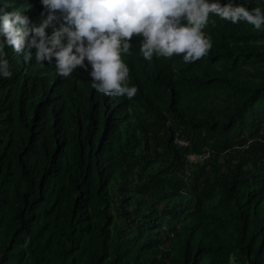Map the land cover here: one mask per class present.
I'll return each mask as SVG.
<instances>
[{
  "label": "trees",
  "instance_id": "1",
  "mask_svg": "<svg viewBox=\"0 0 264 264\" xmlns=\"http://www.w3.org/2000/svg\"><path fill=\"white\" fill-rule=\"evenodd\" d=\"M4 3L41 21V0ZM203 31L212 48L193 63L149 62L133 37L131 100L92 88L91 65L64 78L35 48L31 62L5 49L0 264H264V29L210 14ZM204 148L224 169L188 163Z\"/></svg>",
  "mask_w": 264,
  "mask_h": 264
},
{
  "label": "clouds",
  "instance_id": "2",
  "mask_svg": "<svg viewBox=\"0 0 264 264\" xmlns=\"http://www.w3.org/2000/svg\"><path fill=\"white\" fill-rule=\"evenodd\" d=\"M41 21L32 23L10 3L0 6V76L13 73L6 48L33 59L53 64L58 75L70 78L75 70L88 69L92 88L98 93L127 97L137 94L129 84V67L122 59L131 55L133 37H142L140 53L147 61L153 57L182 56L193 63L207 56L211 38L203 29L210 14L237 24L240 21L264 29V10L248 8L229 0H41ZM214 23V21H213ZM51 29V34L48 33ZM30 38V39H29ZM87 61V63H85Z\"/></svg>",
  "mask_w": 264,
  "mask_h": 264
},
{
  "label": "rangeland",
  "instance_id": "3",
  "mask_svg": "<svg viewBox=\"0 0 264 264\" xmlns=\"http://www.w3.org/2000/svg\"><path fill=\"white\" fill-rule=\"evenodd\" d=\"M253 28H254V26H253ZM260 31H263V29L260 30ZM259 41L264 44V38H261ZM242 68H243V73L247 74L248 72H250L252 70V63L250 61H248L245 64H243ZM213 103L217 104L219 106L223 105V101H221V100L220 101L219 100H214ZM261 128L262 129L264 128V123L261 125ZM262 129H261V131H263ZM244 136L248 137L249 133L248 132L244 133ZM223 162H224L223 157L218 155V157H215V156L212 157V159H210L209 162L206 165H207V168L210 170L211 174H214L213 169L215 167L213 168L212 165L215 164L216 167L219 166V167H222L224 169V167L222 166ZM226 264H248V262L246 261L244 256H241V255H239L237 253H231L230 257H229V260H228V262Z\"/></svg>",
  "mask_w": 264,
  "mask_h": 264
},
{
  "label": "built area",
  "instance_id": "4",
  "mask_svg": "<svg viewBox=\"0 0 264 264\" xmlns=\"http://www.w3.org/2000/svg\"><path fill=\"white\" fill-rule=\"evenodd\" d=\"M190 140L185 136L182 131H177L174 136V143L181 147L187 148L190 146ZM211 157V151L208 148H204L200 153H191L187 155V161L190 165H202L207 162ZM191 173L188 171L186 177L189 178Z\"/></svg>",
  "mask_w": 264,
  "mask_h": 264
}]
</instances>
